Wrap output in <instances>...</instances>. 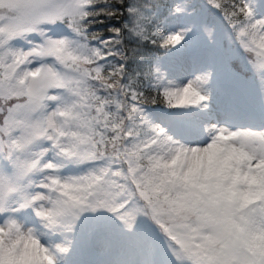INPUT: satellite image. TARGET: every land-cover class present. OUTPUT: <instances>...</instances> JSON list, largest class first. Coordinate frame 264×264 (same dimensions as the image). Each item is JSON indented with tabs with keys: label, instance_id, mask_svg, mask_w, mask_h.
<instances>
[{
	"label": "snow or ice",
	"instance_id": "6c2138e0",
	"mask_svg": "<svg viewBox=\"0 0 264 264\" xmlns=\"http://www.w3.org/2000/svg\"><path fill=\"white\" fill-rule=\"evenodd\" d=\"M0 264H264V0H0Z\"/></svg>",
	"mask_w": 264,
	"mask_h": 264
},
{
	"label": "trees",
	"instance_id": "16d2710c",
	"mask_svg": "<svg viewBox=\"0 0 264 264\" xmlns=\"http://www.w3.org/2000/svg\"><path fill=\"white\" fill-rule=\"evenodd\" d=\"M226 23V22H225ZM249 56H251V54H248ZM250 75V74H249Z\"/></svg>",
	"mask_w": 264,
	"mask_h": 264
}]
</instances>
